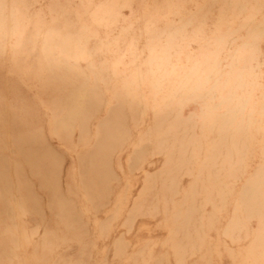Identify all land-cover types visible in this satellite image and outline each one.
Returning a JSON list of instances; mask_svg holds the SVG:
<instances>
[{
	"label": "bare ground",
	"instance_id": "6f19581e",
	"mask_svg": "<svg viewBox=\"0 0 264 264\" xmlns=\"http://www.w3.org/2000/svg\"><path fill=\"white\" fill-rule=\"evenodd\" d=\"M36 1L41 0H0V264H92L99 254L97 238L109 239L100 264H211V249L203 246L207 231L250 157L259 151L264 158V117L259 116L264 115V84L257 75L264 3L204 0L198 8L204 21L217 4L216 31L206 36L199 53L186 51L183 44L187 25L195 26L192 34H204V22H196L194 11L178 25L152 33L151 52L168 54L164 68L157 70L149 57V71L131 70L117 82L113 66L81 67L97 47L90 46L96 32L82 15L99 24L115 17L119 2L136 0H105L93 9L86 8L89 0L81 1L82 8H73L70 0H46L57 24L31 37L23 50L26 10ZM240 29L246 30L245 37L225 54V44ZM184 53L189 68L198 62L211 65L225 78L242 60V86L223 93L215 87L216 77L201 86L190 78L189 68L180 73L172 65V58ZM222 55L229 58L224 67ZM190 100H201V107L184 116ZM103 106L106 113L91 137L89 123ZM149 109L151 123L140 129ZM50 137L65 150L54 147ZM128 144L130 168L143 162L146 144L164 155L162 167L144 175L130 206L129 178L124 187L112 189L122 176L117 153ZM67 152L73 155L65 166ZM183 174L189 177L186 184L179 182ZM235 195V214L225 234L246 238L251 219L257 227L243 253L230 248L229 254L241 264H252V259L264 264L263 163ZM166 197L170 212L153 228L166 234L154 238L153 229L142 232L137 217L159 212Z\"/></svg>",
	"mask_w": 264,
	"mask_h": 264
},
{
	"label": "rangeland",
	"instance_id": "374dc122",
	"mask_svg": "<svg viewBox=\"0 0 264 264\" xmlns=\"http://www.w3.org/2000/svg\"><path fill=\"white\" fill-rule=\"evenodd\" d=\"M81 1L82 0H70V3L73 8H82ZM103 1L105 0H89V2L86 4V8L93 9L94 5L100 4ZM203 2L204 0H136L131 3L119 2L121 5H119L117 8L115 17L105 20L102 23L99 22V24L92 23L87 13H84L82 15L83 20L90 23L96 32V36L93 38V40H91L90 46L94 44L97 45V47L94 53H87L85 58L81 60V67L85 69L87 65L92 63H101L103 65L107 64L110 67L113 66L116 71L115 80L117 82L122 81V79H124L131 70H137L146 73L151 67L149 62L151 53V49L149 48V40L154 30L159 27L163 28L167 24L174 26L178 25L183 17L194 11L197 18L196 22H198V24L204 22V25H201L204 34H201L202 32H198L199 34L197 36L192 34V30H195V26L187 25V35L184 37L183 44L186 51L191 53H199L202 42L205 38H207L206 36H212L216 31L215 23L218 8L217 4H215L211 10V14L207 16L206 21H204L202 20L203 17L198 11V8L203 4ZM261 2L264 3V0H261ZM251 3L254 4L255 0H251ZM197 4L199 5L197 6ZM83 10L84 8L82 11ZM25 15V23L23 26V33L21 35L23 50L29 46L31 37L35 35L41 37L48 27L57 24V22H54L51 17L46 0H41L40 2L36 1L30 4ZM258 18H260V14L258 15ZM245 35L246 30L240 29L236 34V37H234V40L227 41L225 44L224 53L226 54L227 52H232L235 50ZM29 60H31V58H29ZM220 60L221 65L224 67L227 64L229 58H226L222 55ZM171 61L172 65H174L180 73L183 70L186 71L190 66V63H188L189 60L187 59V54L185 53L180 54L178 57L172 58ZM257 75L259 80L264 84V39L259 43V70ZM110 93L111 90L106 91V94L109 95ZM201 104V100L188 101L183 106L182 114L187 116L191 112L199 110ZM106 110V106L101 107L97 117L90 121L89 126L91 130V137H94L97 120L105 115ZM152 116L153 111L152 109H149L145 117V122L140 124V129L143 126H147L151 123ZM259 116L264 117V115ZM133 134V138H135L137 136V132L134 131ZM77 138L78 130H75L73 132V141H77ZM50 142L54 147L63 151L65 150L60 140L56 137H50ZM131 149V144H128L118 151L117 155L122 164V176H120L119 180L113 182L112 184V189L115 192L119 188L125 186V181L127 178L130 179V185L127 187V206H130L133 199L136 197L138 190L141 187L144 175L146 173H156L159 168L162 167L164 161L163 154L153 151L151 145L146 144L145 159L135 167L130 168L128 165V158L131 153ZM72 155V152H69V154L67 152V161L65 166L71 164ZM263 159L264 158L259 153V151H255L254 155L250 157L245 171L238 179L235 180L234 192L229 197V200L227 201V204L223 208L222 212L219 214L214 227H211L207 231V239L203 246L205 248L211 249V251H208L211 264H241V260L238 257L234 258L229 254V249H241L240 252L243 253V248L248 245V241L253 239L254 230L257 227V221L255 219H251L247 222L249 226V234L246 238H244L243 235H227L225 234V229L228 222L235 214L234 208L236 191L242 186L249 174L254 171L259 164H264ZM179 182L184 184L189 182L188 175H181ZM171 204V199L166 197L164 204H162V207L156 214H140L137 217V222L138 224L143 223L141 228L144 229V231L142 232L147 234V230H149V228L153 229L155 222L159 220V218L167 216L170 212V208L172 206ZM121 220L122 217L116 221L115 226L113 227V233L117 232V230L120 228ZM167 225H169V219L167 221ZM152 231L154 238H162L166 234L165 229H153ZM92 234L94 236L97 234V230L94 227L92 228ZM108 240L103 241L97 238V251L99 254L96 256V259L92 262V264H100L104 248ZM260 261L261 260L259 259H252L251 263L257 264V262ZM172 264L174 263L172 262ZM201 264H207V262L203 261Z\"/></svg>",
	"mask_w": 264,
	"mask_h": 264
},
{
	"label": "clouds",
	"instance_id": "9594fccd",
	"mask_svg": "<svg viewBox=\"0 0 264 264\" xmlns=\"http://www.w3.org/2000/svg\"><path fill=\"white\" fill-rule=\"evenodd\" d=\"M151 62L156 66L157 70L165 67L168 54L164 49H154L150 53ZM188 73L190 78L195 79L201 86L208 87L213 83L212 78L216 77L215 87L217 90L230 94L231 90H239L243 84L244 71L242 60H238L233 72L227 74L226 78L220 76V72L216 67L211 65H205L203 63H196L189 68ZM228 96L225 95V99Z\"/></svg>",
	"mask_w": 264,
	"mask_h": 264
}]
</instances>
